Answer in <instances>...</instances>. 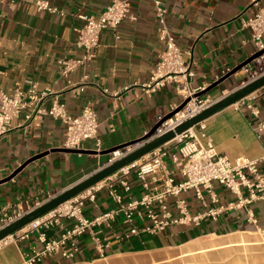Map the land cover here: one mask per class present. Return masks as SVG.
<instances>
[{"label":"crops","instance_id":"0c3cea01","mask_svg":"<svg viewBox=\"0 0 264 264\" xmlns=\"http://www.w3.org/2000/svg\"><path fill=\"white\" fill-rule=\"evenodd\" d=\"M36 1L0 0V90L11 94L16 87L26 90L32 82L38 90L55 93L70 115L90 106L97 115L99 144L88 139L78 151L65 150L64 124L39 115L26 125L24 112L28 109H25L12 120V129L0 136V220L4 214H24L119 157V153L106 152L139 141L158 116L168 114L183 100V93L174 83L165 84L153 94H146L140 87L149 78L163 49L150 0H130L129 13L135 19L127 17L115 29H103L94 56L66 76L59 72L60 61L78 59L84 53L76 46L83 16H98L110 0H44L56 11L38 9ZM164 3L170 31L193 72L189 79L191 90L198 92L210 86L257 51L250 29L243 27L241 21L263 8L264 0H164ZM262 62L253 59L247 65L258 70ZM247 79L250 77L241 68L199 98L211 102ZM246 101L258 108V117L245 107ZM258 119H264V86L190 127L191 136L183 140L175 137L163 144L167 150L164 162L174 177L180 179L171 155L193 136L202 145L209 140L218 153L230 159H257L263 153L264 141L255 129ZM42 153L45 154L39 156ZM36 156L39 157L33 159ZM112 178L111 174L98 183L100 189L94 200L85 202V216L92 218L115 206L107 192V183ZM127 179L128 192L116 180L112 182L124 200L129 196L138 198L142 192L140 182L133 173ZM215 191L223 204L234 199L219 186H215ZM185 196L192 213L203 210L191 191ZM206 200L209 202L207 196ZM250 207L254 222L243 217L239 210L227 209L216 220L204 218L199 225H170L155 235L130 234L131 225L118 214L109 224L95 225L75 238L78 250L71 258L53 253L33 264H152L160 251L190 246L203 236L264 233L262 202H254ZM65 224L68 226L69 220ZM47 233L48 237H56L60 230L52 228ZM95 235L108 243L99 248L93 239ZM32 245L40 247L35 234L19 239L12 233L0 241V264H28Z\"/></svg>","mask_w":264,"mask_h":264},{"label":"built area","instance_id":"2783aa9c","mask_svg":"<svg viewBox=\"0 0 264 264\" xmlns=\"http://www.w3.org/2000/svg\"><path fill=\"white\" fill-rule=\"evenodd\" d=\"M150 1L159 24V39L163 43V49L149 78L142 82L140 87L146 94H153L165 84L174 83L175 88L183 93V100L189 98L180 111L158 127L157 132L161 133L196 114L210 102L193 97L196 90H191L189 87V79L193 76V72L184 62L183 51L170 31L164 0ZM35 4L38 9L56 11L55 7L44 0H38ZM129 9L130 0H110L98 16H83L84 24L78 30L76 46L84 53L78 59H62L60 74L66 76L69 71L84 65L94 56L98 37L103 29L108 27L115 29L127 17L134 20L135 16L129 13ZM241 23L243 27L250 29L256 50H263L264 7L258 8L251 17L243 19ZM256 59L264 61V53ZM242 68L250 79L260 74L258 70H253L248 65ZM29 83L26 90L16 87L11 94L0 90V136L11 130L12 120L28 109L24 112L26 125L39 115L50 116L64 124L62 146L65 149L78 150L82 142L88 139L94 140L96 145L99 144L98 120L93 108L84 106L77 115H70L55 93L50 90H38L34 83ZM81 85H85V82ZM103 92L106 93L107 90L104 89ZM116 94L117 92H112V95ZM244 105L252 115L258 117L257 107L249 101ZM162 117L158 116L156 122ZM255 129L259 136L264 138V119H258ZM189 136H191L190 128L176 138L183 140ZM113 153L122 155L120 151ZM166 155L167 150L161 145L144 155L139 163L134 161L113 173V178L107 183L108 195L115 203L112 209L92 218L85 216V202L94 200L95 192L100 189L97 183L17 230L15 238L24 239L35 234L36 241L40 244L39 248L32 245L28 264L40 262L46 255L53 253L71 258L78 250L75 238L95 225L109 224L118 214H122L124 222L131 225L130 234L155 235L163 232L170 225L190 223L199 225L204 218L216 220L227 209L239 210L243 217L254 222V213L250 205L260 201L264 209V141L263 153L259 158L230 159L227 155L218 153L209 140L202 145L193 136L192 139L185 140L177 152L171 155V160L181 176L180 179H176L173 172L167 168L164 162ZM130 173H133L140 182L142 192L138 198L129 196L124 200L122 193L112 181L116 180L122 190L128 192L130 186L127 176ZM215 186L226 190L234 196V199L226 204L220 202ZM189 191L199 200L203 207L202 211L196 213L190 211L185 196ZM19 216L18 213L4 214L0 220V227ZM65 220H69L68 226ZM135 220H139L140 223L136 224ZM52 228H58L60 234L56 237H48L47 232ZM93 239L99 248L108 243L98 235Z\"/></svg>","mask_w":264,"mask_h":264},{"label":"water","instance_id":"95a60500","mask_svg":"<svg viewBox=\"0 0 264 264\" xmlns=\"http://www.w3.org/2000/svg\"><path fill=\"white\" fill-rule=\"evenodd\" d=\"M263 53H264V49L256 51L247 60L237 65L231 72H228L225 76H223L222 78L211 84L210 86L196 92L193 95V97L199 98L204 96L213 87H215L217 84L223 81L228 75L241 69L244 65H247L250 61L258 58ZM263 86H264V71H262L258 76L254 78L245 80L242 85L238 86L234 90H231L227 94L222 95L219 98L211 101L210 103L205 105L199 112L192 115L188 119L182 121L175 127L168 129L164 132L158 133L157 132L158 127H160V125L165 120L169 119L176 112L180 111L184 107L186 102L189 100V98L182 100V102L176 108H174L168 114L164 115L161 120L157 121L139 141H134L129 144H122L106 152V153H113L115 151H120L122 152V155L108 162L106 165L102 166L101 168H99L98 170H96L95 172H93L83 180L67 188L66 190H63L59 194L53 196L52 198L28 210L24 214L20 215L18 218L1 226L0 241L4 240L12 233L16 232L23 226L39 218L40 216L44 215L45 213L49 212L50 210L54 209L55 207L59 206L65 201L69 200L70 198L78 195L79 193L83 192L89 187H92L93 185L104 180L106 177L120 170L124 166L140 159L141 157L148 154L155 148L169 142L170 140L174 139L177 135H180L181 133H183L190 127L194 126L195 124L205 120L206 118L217 113L218 111L237 103L241 99L245 98L246 96L250 95L251 93H253L254 91H256L257 89ZM129 145H134V146L130 148ZM65 150L78 151V150H70V149H65ZM43 154L45 153H42L39 156ZM39 156H36L33 159ZM15 173L16 172L12 173L8 178H6V180L11 178Z\"/></svg>","mask_w":264,"mask_h":264},{"label":"rangeland","instance_id":"374dc122","mask_svg":"<svg viewBox=\"0 0 264 264\" xmlns=\"http://www.w3.org/2000/svg\"><path fill=\"white\" fill-rule=\"evenodd\" d=\"M258 71H264V62ZM157 257L152 264H264V233L203 236L190 246L162 250Z\"/></svg>","mask_w":264,"mask_h":264}]
</instances>
